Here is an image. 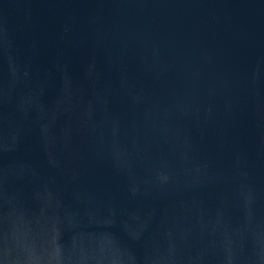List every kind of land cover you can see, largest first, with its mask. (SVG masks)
Here are the masks:
<instances>
[{
    "label": "water",
    "instance_id": "water-1",
    "mask_svg": "<svg viewBox=\"0 0 264 264\" xmlns=\"http://www.w3.org/2000/svg\"><path fill=\"white\" fill-rule=\"evenodd\" d=\"M0 264H264V0H0Z\"/></svg>",
    "mask_w": 264,
    "mask_h": 264
}]
</instances>
